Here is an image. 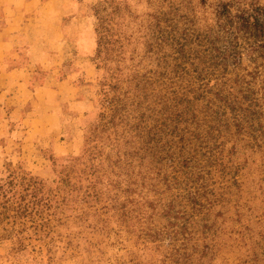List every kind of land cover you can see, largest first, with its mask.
Listing matches in <instances>:
<instances>
[{"label":"rangeland","instance_id":"1","mask_svg":"<svg viewBox=\"0 0 264 264\" xmlns=\"http://www.w3.org/2000/svg\"><path fill=\"white\" fill-rule=\"evenodd\" d=\"M104 1L29 22L52 89L16 98L0 186L17 172L44 189L38 207L0 210V264H264V31L239 24L264 0H114L98 15ZM102 26L123 45L105 62Z\"/></svg>","mask_w":264,"mask_h":264},{"label":"crops","instance_id":"2","mask_svg":"<svg viewBox=\"0 0 264 264\" xmlns=\"http://www.w3.org/2000/svg\"><path fill=\"white\" fill-rule=\"evenodd\" d=\"M56 2H58L57 5L60 4V0H22L21 5L18 4L20 3L18 0H0V19H2V24H0V128L16 127L13 124L18 117L10 118L18 112L15 104L16 98L30 95L35 97L38 93L52 89L51 86H47L50 84V75H44V81L36 83V73L34 71L40 66V63L35 62L31 57V40H29L28 34L31 33L29 22L36 19L33 18L34 15L40 13L42 7ZM21 16L24 17L25 23H23V26H17L16 18L19 19ZM3 20H5V23ZM20 34H24V36ZM16 39L29 41L28 44L26 43L28 55L22 54L17 48L20 44L16 43ZM56 52L53 55L54 58L60 59L62 53L60 54V50ZM53 56L51 59H54ZM51 59H45V62L48 61V64H50V70L53 65L59 67L63 63L54 62ZM68 81V78H64L59 79L56 83L59 87ZM15 134L16 132H11L8 136L10 137L8 139L10 144L7 147L0 146V166L4 162V158L8 156L9 148L16 141ZM12 137L13 139H11ZM3 145H5V142Z\"/></svg>","mask_w":264,"mask_h":264},{"label":"trees","instance_id":"3","mask_svg":"<svg viewBox=\"0 0 264 264\" xmlns=\"http://www.w3.org/2000/svg\"><path fill=\"white\" fill-rule=\"evenodd\" d=\"M114 2V0H106L100 4V6L96 8L98 15H101V11H106L107 9H112V11L116 12L115 9L118 8V4H115ZM108 15H111V13ZM239 19V24L243 27L244 31L251 32L253 30L257 35L263 33L264 15L263 19H261L259 15L250 14L246 16L243 14L241 17H239ZM110 21L111 19L109 22ZM105 22L108 23L107 19L104 21V23ZM97 34L98 55H103V62H105V60L109 61L108 56L111 52L123 50V45L119 41V38H114V34L110 32L108 26H102L100 30H97ZM108 103L112 106V109L117 108L116 110H118L124 107H121L119 100H116L115 98L108 100ZM43 189L44 184L42 182L28 177L27 174L22 175L17 172H10V175L7 177L6 186H0V210L6 211L13 207L14 211H17V208H21L23 211H29L30 207H38L41 203L38 192L42 193Z\"/></svg>","mask_w":264,"mask_h":264}]
</instances>
